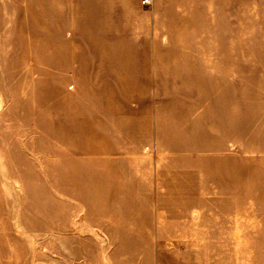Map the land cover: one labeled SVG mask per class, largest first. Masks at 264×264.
Wrapping results in <instances>:
<instances>
[{"label":"rangeland","instance_id":"rangeland-1","mask_svg":"<svg viewBox=\"0 0 264 264\" xmlns=\"http://www.w3.org/2000/svg\"><path fill=\"white\" fill-rule=\"evenodd\" d=\"M200 2L119 84L0 0V264H264V0Z\"/></svg>","mask_w":264,"mask_h":264},{"label":"crops","instance_id":"crops-1","mask_svg":"<svg viewBox=\"0 0 264 264\" xmlns=\"http://www.w3.org/2000/svg\"><path fill=\"white\" fill-rule=\"evenodd\" d=\"M52 1L55 47L86 49V71L96 75L95 79L121 84V80L135 79L121 74H134L138 70L152 73L142 79L159 80L163 79L158 76L159 66H165L173 74L180 70L191 73L188 65L196 64L195 61L199 64L195 57L179 59L175 55L169 59L161 50L174 48L173 36L167 34L187 27L186 20L198 11L200 1L206 0H154L151 6H143L141 0ZM0 16L7 14L0 12ZM1 27V33L8 32ZM126 64H140L143 69H126ZM179 65H183L182 69Z\"/></svg>","mask_w":264,"mask_h":264},{"label":"built area","instance_id":"built-area-1","mask_svg":"<svg viewBox=\"0 0 264 264\" xmlns=\"http://www.w3.org/2000/svg\"><path fill=\"white\" fill-rule=\"evenodd\" d=\"M154 0H142L143 6H151Z\"/></svg>","mask_w":264,"mask_h":264}]
</instances>
